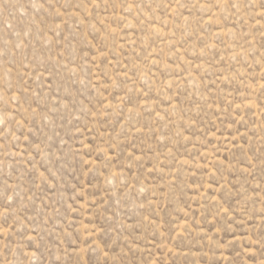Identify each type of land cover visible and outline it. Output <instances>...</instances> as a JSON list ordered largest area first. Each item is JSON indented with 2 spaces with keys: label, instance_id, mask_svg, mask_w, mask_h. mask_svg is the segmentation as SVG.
Returning a JSON list of instances; mask_svg holds the SVG:
<instances>
[{
  "label": "rangeland",
  "instance_id": "obj_1",
  "mask_svg": "<svg viewBox=\"0 0 264 264\" xmlns=\"http://www.w3.org/2000/svg\"><path fill=\"white\" fill-rule=\"evenodd\" d=\"M0 264H264V0H0Z\"/></svg>",
  "mask_w": 264,
  "mask_h": 264
}]
</instances>
